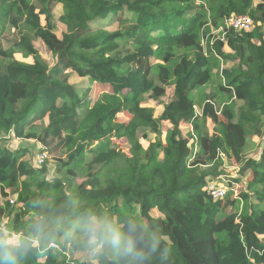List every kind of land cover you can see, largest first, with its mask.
Returning <instances> with one entry per match:
<instances>
[{
	"label": "trees",
	"instance_id": "16d2710c",
	"mask_svg": "<svg viewBox=\"0 0 264 264\" xmlns=\"http://www.w3.org/2000/svg\"><path fill=\"white\" fill-rule=\"evenodd\" d=\"M237 17L250 32L225 28ZM8 198L0 239L45 226L19 264H264V0H0ZM87 214L143 237L142 256L92 252Z\"/></svg>",
	"mask_w": 264,
	"mask_h": 264
},
{
	"label": "clouds",
	"instance_id": "9594fccd",
	"mask_svg": "<svg viewBox=\"0 0 264 264\" xmlns=\"http://www.w3.org/2000/svg\"><path fill=\"white\" fill-rule=\"evenodd\" d=\"M33 231L35 235L31 238L15 237L6 241L0 239V264H19L20 258L38 247L44 239L45 226L38 222L33 225ZM134 231H137L136 226L130 225L129 232ZM80 233L84 245L92 252L106 247L113 252L142 256V253L136 250V244L143 237L132 239L121 231V226L114 225L104 218L87 214L80 226Z\"/></svg>",
	"mask_w": 264,
	"mask_h": 264
},
{
	"label": "rangeland",
	"instance_id": "374dc122",
	"mask_svg": "<svg viewBox=\"0 0 264 264\" xmlns=\"http://www.w3.org/2000/svg\"><path fill=\"white\" fill-rule=\"evenodd\" d=\"M248 18V17H247ZM96 25V24H95ZM94 25V26H95ZM97 26V25H96ZM95 26V27H96ZM109 25L106 24V27H108ZM98 27V26H97ZM226 52H228V50H225ZM41 54L42 56H45V53L43 51H41ZM30 60V59H29ZM226 67H230V65H226ZM70 84L73 85L75 87V90L76 92H78L79 94H81L86 88H87V81L86 80H81V79H76L75 76H72L69 80ZM172 94V87L166 89V98L163 100V101H166L168 99V97ZM101 95V94H100ZM97 98L99 97V95L97 94L96 95ZM101 96H104L103 94ZM100 96V98H101ZM106 100H108V97H106ZM119 122H125L124 118L120 117L119 118ZM46 126V122L44 121L43 123H40V124H37V125H34L31 130H34V131H40L41 129H43L44 127ZM148 139L151 141L153 140V136H148ZM254 142H255V145L259 144V140L258 139H254ZM17 146L20 148H28V149H34L32 150V152L35 151L36 149V146L34 143L32 142H29V143H26V142H22V141H19V142H16ZM15 144V145H16ZM28 159V158H27ZM224 166L226 167L227 171L232 174V176L235 175V172H236V169H235V163L233 161H225L224 160ZM223 186H225L224 183H222ZM233 189H235L233 192H232V196L233 197H237L241 191V184L237 185L236 187H234ZM232 197V198H233ZM10 200H13L11 198H8L7 203L4 204L5 201H3V204H1L2 206L4 207H8V205L10 206V203L9 201ZM7 204V205H6ZM6 205V206H5ZM1 207V206H0ZM15 237H12L10 239H13ZM132 239H136L135 237L131 236ZM8 239V240H10ZM139 245V242L136 244V247ZM98 252H100V250H98ZM136 256V255H135ZM76 258L80 261V262H85V261H88L89 262V258H90V253H84V254H80V255H76ZM152 264H159V262H156V261H153Z\"/></svg>",
	"mask_w": 264,
	"mask_h": 264
},
{
	"label": "built area",
	"instance_id": "2783aa9c",
	"mask_svg": "<svg viewBox=\"0 0 264 264\" xmlns=\"http://www.w3.org/2000/svg\"><path fill=\"white\" fill-rule=\"evenodd\" d=\"M252 27V20L247 17H237L232 18L226 21L225 28H232L236 31H243V32H250ZM219 32H222V39L224 38V30L220 29ZM202 45H205V41L201 42ZM45 159V155H40L37 158V164L38 166L43 163ZM206 193L213 199H223L228 194V189L226 186H223L222 184L217 183H210L206 186ZM10 205L14 203L13 200L9 201ZM51 249L57 250V246L54 244L50 245Z\"/></svg>",
	"mask_w": 264,
	"mask_h": 264
},
{
	"label": "crops",
	"instance_id": "0c3cea01",
	"mask_svg": "<svg viewBox=\"0 0 264 264\" xmlns=\"http://www.w3.org/2000/svg\"><path fill=\"white\" fill-rule=\"evenodd\" d=\"M226 68H229V67H226ZM1 205V204H0Z\"/></svg>",
	"mask_w": 264,
	"mask_h": 264
}]
</instances>
